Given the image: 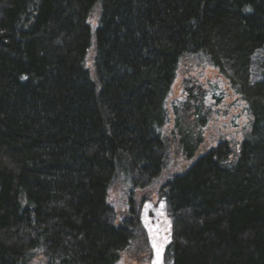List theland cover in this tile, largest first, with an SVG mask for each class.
Masks as SVG:
<instances>
[{
    "label": "trees",
    "instance_id": "obj_1",
    "mask_svg": "<svg viewBox=\"0 0 264 264\" xmlns=\"http://www.w3.org/2000/svg\"><path fill=\"white\" fill-rule=\"evenodd\" d=\"M188 57L250 123L235 151L220 141L160 188L165 262L264 264V0H0V264H117L141 223L130 201L117 221L108 188L158 177Z\"/></svg>",
    "mask_w": 264,
    "mask_h": 264
},
{
    "label": "rangeland",
    "instance_id": "obj_2",
    "mask_svg": "<svg viewBox=\"0 0 264 264\" xmlns=\"http://www.w3.org/2000/svg\"><path fill=\"white\" fill-rule=\"evenodd\" d=\"M97 15L94 10L89 18L91 24L96 22ZM92 62L93 50L90 49L85 67L91 74ZM163 108L166 122L160 135L164 155L158 177L147 188L129 194L130 197L120 179L107 191V202L117 221L127 217L131 203L141 223L140 231L135 233L134 241L121 254L117 264H167L164 250L169 242L171 224L164 201L159 197L160 188L220 141L228 142L235 151L250 123L246 103L225 77L202 57L184 58L179 63ZM195 112L201 115L199 120ZM186 142L194 145L192 156L186 155Z\"/></svg>",
    "mask_w": 264,
    "mask_h": 264
}]
</instances>
